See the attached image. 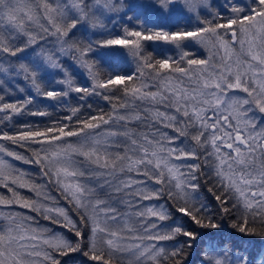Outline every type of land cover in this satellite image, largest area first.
Segmentation results:
<instances>
[{"label":"snow or ice","instance_id":"snow-or-ice-1","mask_svg":"<svg viewBox=\"0 0 264 264\" xmlns=\"http://www.w3.org/2000/svg\"><path fill=\"white\" fill-rule=\"evenodd\" d=\"M0 190V264H264V0H0Z\"/></svg>","mask_w":264,"mask_h":264},{"label":"trees","instance_id":"trees-1","mask_svg":"<svg viewBox=\"0 0 264 264\" xmlns=\"http://www.w3.org/2000/svg\"><path fill=\"white\" fill-rule=\"evenodd\" d=\"M128 2H135L134 0H128ZM131 14V13H129ZM123 15V14H121ZM181 17H178L176 19H173L172 17H152L151 19L148 20V24L151 25H155V26H162L165 28H168L170 30L175 31L178 25H183L186 22L181 18V20H179ZM129 26H135V24H130ZM109 28H113V26L111 24H109ZM114 33H120L121 32V28L119 26V23L113 28ZM78 36L80 35L79 33L77 34ZM88 35L92 38L95 39L97 37L92 36L91 33H88ZM146 47L148 51H151L154 53V55L158 56V57H164L165 55H172V56H178V49L175 48L174 45L171 44H167L165 42H146ZM196 47H198V45H192L189 44L188 50L193 51L194 49H196ZM199 48V47H198ZM176 49V50H174ZM102 51H106V50H102ZM196 52V51H193ZM197 55H200L201 53L196 52ZM102 64H103V70L105 71H117V72H128L130 70H134V64L132 62V59L130 56H128L124 50H119V53L117 55H106L104 56L103 60H102ZM66 67L69 68L70 72H73L76 76L77 82L79 83H84L85 82V74L83 72V70L75 67L71 61H68L66 63ZM13 88L15 87H24V88H28L26 82H24L22 79H20L18 81V84H14L12 86ZM17 95H20L19 93H17ZM95 100L99 101L100 106L105 107L106 106V102L99 100V98H93ZM91 102V101H90ZM45 104H53L54 102L51 101H44ZM50 111H55L56 114H60V109L59 108H50ZM18 121L21 120H26L29 122H35V121H40L41 119H47V118H39V117H17L16 118ZM22 151V150H21ZM19 167L22 168H26L29 169L30 171H38V169H36L35 166H30V165H23L20 162H15ZM3 191V190H0ZM204 193L205 195L208 196V198L211 200V196L210 194L207 193L206 188L204 189ZM214 203V201H213ZM60 231H64L66 235L71 236L70 233H67V230H63V229H57ZM217 239H220L222 241H227L229 238L227 236L224 237H218ZM252 243L250 245V247L253 248H259L261 245V241L259 237H250L248 238ZM82 259V258H78Z\"/></svg>","mask_w":264,"mask_h":264},{"label":"rangeland","instance_id":"rangeland-1","mask_svg":"<svg viewBox=\"0 0 264 264\" xmlns=\"http://www.w3.org/2000/svg\"><path fill=\"white\" fill-rule=\"evenodd\" d=\"M135 2H136V0H134ZM211 3L214 5V6H218V5H220V4H222L223 3V0H211ZM173 19H176V18H178V17H181L184 21L186 20H188L189 18L186 16V15H184V14H179V15H173V16H171ZM152 18V17H151ZM150 18V19H151ZM163 18H166V17H163ZM169 18V17H168ZM181 18L179 19V20H181ZM185 21V22H186ZM192 45H195V44H192ZM199 47V48H198ZM198 47H196V49H194L193 51H196V52H199V53H201L200 55H204L205 53H204V50L202 49V48H200V46L198 45ZM174 50H176V49H174ZM178 52V54H179V50L177 51Z\"/></svg>","mask_w":264,"mask_h":264}]
</instances>
